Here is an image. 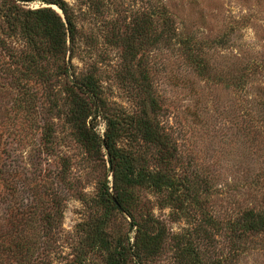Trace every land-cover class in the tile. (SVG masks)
I'll return each instance as SVG.
<instances>
[{
	"label": "rangeland",
	"instance_id": "obj_1",
	"mask_svg": "<svg viewBox=\"0 0 264 264\" xmlns=\"http://www.w3.org/2000/svg\"><path fill=\"white\" fill-rule=\"evenodd\" d=\"M66 1L78 18L75 53L67 62L75 77L97 79L109 114L141 111L131 57L118 35L144 13L160 5L169 9L179 36L194 40L207 65L201 74L177 43L139 56L159 102L158 120L178 148L175 168L180 176L201 181L204 212L222 224L247 209H264V0ZM2 36L7 48L0 50V264H10L4 246L22 229H34L31 263L80 264L84 230L104 214L101 186L106 180L113 186L108 157L88 153L74 137L64 114L66 80L56 77L58 65L50 66L55 76L49 83L18 81L15 57L25 51L24 42ZM221 39L223 46L214 44ZM106 127L98 118L96 130L104 134ZM138 194L139 212L154 214L169 232L165 253L152 264H178L176 238L197 228L204 216L186 206L190 217H183L165 207L164 196ZM23 212L31 222L22 224ZM46 217H51L48 237L35 236ZM131 223L113 215L108 232L114 241L130 237L134 243ZM226 233L216 234L210 246L201 236L207 259L228 256L234 262L227 264H264V237L242 254ZM83 264H106V258L95 253Z\"/></svg>",
	"mask_w": 264,
	"mask_h": 264
},
{
	"label": "trees",
	"instance_id": "obj_2",
	"mask_svg": "<svg viewBox=\"0 0 264 264\" xmlns=\"http://www.w3.org/2000/svg\"><path fill=\"white\" fill-rule=\"evenodd\" d=\"M83 1L89 3L93 0ZM35 2L47 7L26 8L27 3ZM53 6H57L63 14ZM142 16L135 20L133 28L128 29L130 34L127 31L117 37V42L125 45L131 57V76L140 91L141 111L136 115L107 113L97 79L92 76L75 77L74 68L67 58L70 59L71 54L72 60L75 53L78 18L66 0H0V50L7 48L6 37L2 34L19 37L24 42L25 51L20 57H15L19 66L15 69L18 81L22 78L28 82L49 83L55 76L51 74L50 66L58 65L56 77L66 80L65 98L62 100L64 114L74 137L88 153L108 157L113 186L110 187L107 180L101 186L100 205L104 207V214L95 225L84 230L80 264L95 253L102 254L106 264H130L134 260L139 264H152L163 256L169 240L167 226L154 214L139 212L138 191L164 196L165 207L181 212L179 214L183 217H190L186 210L189 206H195L204 216L197 228L176 238L178 264H227L231 257L220 260L209 255V259L206 258L201 236L209 240L210 246L215 235L226 230L235 252L245 254L250 251L249 245L255 238L264 237V209H247L235 220L222 224L204 212L199 192L201 181L196 176H180L177 172L178 148L158 120L159 102L150 75L139 56L141 52L151 51L163 44L172 46L177 43L201 74L206 73L207 65L200 58L198 53L201 48L196 47L194 40L179 36L173 16L165 5ZM225 41L221 39L214 44L223 46ZM98 118L106 121L104 134L96 130ZM125 141L131 143V147L122 146ZM188 202L190 204L187 205ZM115 213L131 220V230L135 234L133 244L130 237L119 238L116 242L109 234ZM22 215V224L31 222L30 214L27 216L23 212ZM50 231L51 217H46L41 219V227H37L35 236L42 232L47 238ZM33 239L34 229H22L13 241L4 246L10 264H33Z\"/></svg>",
	"mask_w": 264,
	"mask_h": 264
},
{
	"label": "water",
	"instance_id": "obj_3",
	"mask_svg": "<svg viewBox=\"0 0 264 264\" xmlns=\"http://www.w3.org/2000/svg\"><path fill=\"white\" fill-rule=\"evenodd\" d=\"M55 10H57L58 12H60L61 14H63V12L57 7V6H54L53 7Z\"/></svg>",
	"mask_w": 264,
	"mask_h": 264
}]
</instances>
